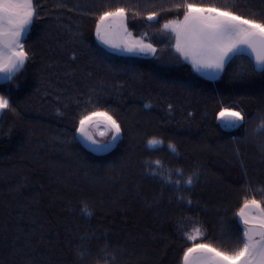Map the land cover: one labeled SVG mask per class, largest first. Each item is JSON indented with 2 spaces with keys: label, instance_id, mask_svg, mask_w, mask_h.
Returning <instances> with one entry per match:
<instances>
[{
  "label": "trees",
  "instance_id": "obj_1",
  "mask_svg": "<svg viewBox=\"0 0 264 264\" xmlns=\"http://www.w3.org/2000/svg\"><path fill=\"white\" fill-rule=\"evenodd\" d=\"M34 2L39 15L24 37L27 66L0 83L10 105L0 115V264H182L186 234L201 226L215 246L230 250L233 213L243 197L264 202L257 135L264 130V78L251 71L247 54L226 64L219 78L198 75L171 53L172 38L163 34L165 20L182 19L172 7L180 0ZM202 2L264 17V0ZM115 5L128 7L132 34L165 49L163 57L106 49L105 58H95L105 48L95 21ZM153 10L159 16L148 21ZM244 68L249 81L240 77ZM232 106L246 116L235 130L217 118L221 107ZM94 108L108 111L123 129L107 153L75 139L79 117ZM246 133L252 135L244 141ZM152 137L164 146L149 149ZM146 161L164 176L148 175ZM197 167L199 183L189 190L176 170L188 174ZM169 174L180 191L162 188ZM181 195L192 205L178 202Z\"/></svg>",
  "mask_w": 264,
  "mask_h": 264
},
{
  "label": "snow or ice",
  "instance_id": "obj_2",
  "mask_svg": "<svg viewBox=\"0 0 264 264\" xmlns=\"http://www.w3.org/2000/svg\"><path fill=\"white\" fill-rule=\"evenodd\" d=\"M58 6L67 7L66 4ZM172 7L182 15V19L179 15L167 19L162 29L171 33L175 52L189 61L197 73L216 79L226 64L247 54L251 71L264 78V17L258 19L255 15L241 14L234 5L205 4L202 0H180ZM74 8H79V5ZM160 11L165 9L161 7ZM38 15L34 0H0V73H5L9 82L27 66L30 53L25 49L24 37ZM132 15L135 17L139 13L134 12ZM158 16V11H150L147 20L156 21ZM128 21L129 9L124 5L108 6L99 13L95 21V37L105 48L98 49L95 58H105L106 49H115L131 57L156 56L155 45L143 36H134ZM72 58H76L74 54ZM240 77L243 81H249L248 68L242 69ZM260 95L264 97V85L260 87ZM88 102L91 103V99ZM9 107V101L0 95V112ZM217 118L226 129L243 127L246 123L245 114L236 110L235 106L221 107ZM76 132L79 135L75 139L85 142L92 151L107 152L122 139L123 129L108 111L94 108L79 117ZM97 133L106 139H97ZM251 135L246 133L241 139L246 141ZM257 135L261 150L264 151V130ZM236 139L233 137V141ZM163 143L162 139L156 137L147 140L148 146ZM168 147L178 154L175 144L169 143ZM236 151L238 153L239 149ZM154 164L163 167L159 160ZM145 172L157 180L164 176L147 161ZM176 172L185 177L184 186L189 190L199 183V167L188 174L180 169ZM165 186H171L175 191L181 190L180 181L172 180L170 174L162 188ZM177 200L188 205L193 203L190 197L183 195ZM87 215L91 216L92 213L88 212ZM233 215L237 218L234 227L235 244L230 250L215 246L203 227H196L193 233L186 234L188 246L182 250V264H264V202L245 195ZM26 264H33V261L27 260Z\"/></svg>",
  "mask_w": 264,
  "mask_h": 264
},
{
  "label": "rangeland",
  "instance_id": "obj_3",
  "mask_svg": "<svg viewBox=\"0 0 264 264\" xmlns=\"http://www.w3.org/2000/svg\"><path fill=\"white\" fill-rule=\"evenodd\" d=\"M165 36H169V37H171L172 38V40H171V42H170V45H169V49H170V51H171V53H173V54H176L179 58H180V60L181 61H183L184 63H187V64H189L191 67H192V65H191V63L189 62V61H185L182 57H180L176 52H175V49H174V47L172 46L173 44H174V40H173V37H172V35H171V33H167V32H165L164 31V33H163ZM148 42H151L149 39H148V37L147 36H143ZM97 39V38H96ZM98 40V39H97ZM98 42L100 43V41L98 40ZM152 43V42H151ZM101 44V43H100ZM153 44V43H152ZM155 45V44H154ZM103 46V45H102ZM105 47V46H104ZM155 47L157 48V53H156V56L155 57H153V56H138V57H143V58H152V59H158L159 57L161 58V57H163V52L165 51V49H162V48H160V47H158L157 45H155ZM109 51H112V53H115V54H117V55H120V56H127V57H131V56H129V55H127V54H123V53H120L118 50H115V49H108ZM193 68V67H192ZM195 71V70H194ZM196 72V71H195ZM197 73V72H196ZM198 75H200V76H203V75H201L200 73H197ZM221 74L222 73H220V75H219V77L221 76ZM218 77V78H219ZM3 112V111H2ZM2 112H0V115H1V113ZM101 130H103V128L101 127ZM78 134V133H77ZM79 135V134H78ZM96 138L97 139H106V138H101L100 136H99V134L97 133L96 134ZM81 143L87 148V149H89V150H91V148H89L87 145H86V143L85 142H82L81 141ZM116 146V145H115ZM114 146V147H115ZM164 145L162 144V145H156V146H148V148L149 149H158V148H161V147H163ZM113 147V148H114ZM112 148V149H113ZM111 149V150H112ZM110 150V151H111ZM92 151V150H91ZM93 152H95V151H93ZM107 152H109V151H107ZM107 152H95V153H107ZM194 232V230L191 232V233H193Z\"/></svg>",
  "mask_w": 264,
  "mask_h": 264
},
{
  "label": "water",
  "instance_id": "obj_4",
  "mask_svg": "<svg viewBox=\"0 0 264 264\" xmlns=\"http://www.w3.org/2000/svg\"><path fill=\"white\" fill-rule=\"evenodd\" d=\"M6 80H7V75L5 73H0V83H4ZM235 129H238V128H235ZM235 129H230V130H235Z\"/></svg>",
  "mask_w": 264,
  "mask_h": 264
},
{
  "label": "flooded vegetation",
  "instance_id": "obj_5",
  "mask_svg": "<svg viewBox=\"0 0 264 264\" xmlns=\"http://www.w3.org/2000/svg\"><path fill=\"white\" fill-rule=\"evenodd\" d=\"M7 80H8V79H7ZM7 80H6V81H7Z\"/></svg>",
  "mask_w": 264,
  "mask_h": 264
}]
</instances>
